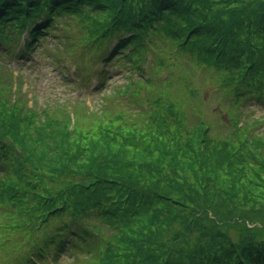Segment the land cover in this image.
<instances>
[{
	"label": "trees",
	"instance_id": "1",
	"mask_svg": "<svg viewBox=\"0 0 264 264\" xmlns=\"http://www.w3.org/2000/svg\"><path fill=\"white\" fill-rule=\"evenodd\" d=\"M64 17L74 21L82 83L96 75L102 87L107 63L124 58L130 75L142 74L146 52L173 42L176 53L219 74L216 85L231 88L235 106L264 104V0H0V52L12 55L19 44L16 55L27 57ZM0 85L4 103L35 109L21 96V83L15 90L0 73ZM131 86L144 87L132 80L122 92ZM174 105L150 89L135 115L152 114L126 133L124 113L86 127L66 123L60 112L40 129L26 126L32 146L21 124L37 111L0 121V171L17 178L0 181V199L20 209L18 218L28 216L0 224V264H42L65 249L87 264L97 257L98 264H264V200L252 190L264 182V133L254 132L262 126L236 113L233 129L219 138L199 114L198 126L188 128ZM68 163L74 176L57 187L38 174L47 168L52 176ZM27 164L36 172L25 171Z\"/></svg>",
	"mask_w": 264,
	"mask_h": 264
},
{
	"label": "rangeland",
	"instance_id": "2",
	"mask_svg": "<svg viewBox=\"0 0 264 264\" xmlns=\"http://www.w3.org/2000/svg\"><path fill=\"white\" fill-rule=\"evenodd\" d=\"M60 24L55 32L57 35L55 37L50 35L44 40L41 47H37L29 56L30 58L24 61L21 66L19 59L6 62L4 55L0 57V66L9 62L11 65L8 68L9 70L15 69L17 74L12 72L15 76L23 75L24 100L30 104L29 107H33L35 104V109L24 113L21 109L12 108L8 103H4L2 101L3 96L0 95V111L5 110V115L0 116V121L3 124H8L12 113L15 114V122L17 118L25 120L30 114L37 111L39 113L37 117L34 116L32 121H22L21 124L20 134L26 137L29 146H32L34 142L27 136L26 126L40 129L41 126L45 125L47 118H58L60 112H65L66 123L69 124L74 120V123L86 127L102 123L100 120L105 119L107 114L113 118L117 114L122 115L124 113L127 116L124 122L130 123L124 124L123 122V132H133L138 124L136 121L143 122L145 117L148 118L152 114V109L144 116H139L138 113L141 107L146 104L150 89L154 96L161 99L162 104L163 102L168 104L169 101H174L175 109H178L177 115L182 117L183 123H186L188 128L195 129L198 126V118L196 119V117L199 114L204 117L206 125L212 127L213 134L221 138L233 129L231 119L237 113L240 118L242 117L247 122L262 126L254 132L264 133V105H258L256 100H247V102H241L240 105L235 106L236 101H234L231 88H221L216 85L219 74L203 68L205 66L200 65L197 58L187 52L176 53L173 42L168 43V45L158 42L156 47H151L146 52L143 61H141L145 69V77L140 76V80H143V88L136 89L131 86L127 93L122 92L126 90L124 88L128 83L138 78L136 73L129 75L130 64L125 58L109 65V72L103 89L95 91L93 85L96 82H93L92 88H86L80 83V79L76 75L74 78L69 75L74 67V21L65 20L63 24ZM84 59L89 60L90 56ZM159 62H163L164 65ZM170 71L174 78L168 76ZM0 73L1 79H7L9 83H12V86L16 85L17 82L13 80L12 75L2 71ZM96 77L95 75L94 81ZM168 79L170 81L166 83ZM23 85L21 86L23 87ZM0 87L4 86L0 85ZM2 90L0 88V94ZM117 91L122 92V94ZM79 99L83 102L77 101ZM105 102H107L106 105ZM44 110L45 114H42L41 112ZM136 113L139 115H135ZM29 167L36 172L35 167L33 165L31 167L29 164H27L25 171ZM46 169L44 168L43 172L38 174L48 181L50 188L57 187L60 179L66 181L74 176V165L69 163L60 167L61 171H59V167L57 171H51L54 173L52 176ZM14 175L13 173L3 177L0 171V177H3L0 181L2 182L3 179L6 182H8L7 179L16 180V175ZM255 183L257 185L253 186V193L264 200V182L259 179ZM3 188L5 187L3 186ZM19 210L10 207L8 198L0 199V224H12L19 220H28L26 214H22L20 218L17 217ZM235 217L239 218V216ZM54 222L50 223L48 230L52 229ZM178 227L179 225H175L170 228L167 231L168 235L171 236L173 230ZM24 230H29V228ZM19 232V229L13 230L16 237ZM42 235L43 232L39 231V236ZM29 242L32 244L31 241ZM21 243L24 246L28 241L24 238ZM3 254H6V250L0 253V260L4 258ZM98 261L97 257L88 264H98ZM43 264H53V261H46ZM57 264H87V260L84 262V255L81 253L78 257L74 254H63Z\"/></svg>",
	"mask_w": 264,
	"mask_h": 264
}]
</instances>
